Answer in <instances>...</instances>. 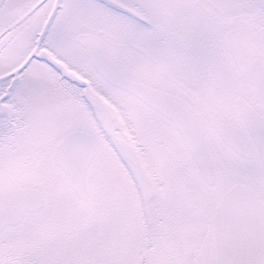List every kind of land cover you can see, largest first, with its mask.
<instances>
[{
    "label": "snow or ice",
    "instance_id": "snow-or-ice-1",
    "mask_svg": "<svg viewBox=\"0 0 264 264\" xmlns=\"http://www.w3.org/2000/svg\"><path fill=\"white\" fill-rule=\"evenodd\" d=\"M0 264H264V0H0Z\"/></svg>",
    "mask_w": 264,
    "mask_h": 264
}]
</instances>
